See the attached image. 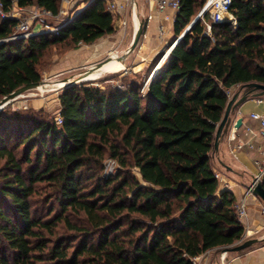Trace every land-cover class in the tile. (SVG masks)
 <instances>
[{
  "label": "trees",
  "instance_id": "1",
  "mask_svg": "<svg viewBox=\"0 0 264 264\" xmlns=\"http://www.w3.org/2000/svg\"><path fill=\"white\" fill-rule=\"evenodd\" d=\"M0 1L57 15L62 0ZM205 1L180 0L177 42L158 69L162 52L149 63L144 91L138 80L67 85L61 124L40 109L0 110V264H194L243 239L237 198L215 176V137L228 90L251 96L248 83L264 84V0H232L236 23L210 32L201 18L191 24ZM17 23L0 17V99L42 80L55 51L117 29L107 0L54 32L11 38ZM107 158L119 167L105 176Z\"/></svg>",
  "mask_w": 264,
  "mask_h": 264
},
{
  "label": "crops",
  "instance_id": "2",
  "mask_svg": "<svg viewBox=\"0 0 264 264\" xmlns=\"http://www.w3.org/2000/svg\"><path fill=\"white\" fill-rule=\"evenodd\" d=\"M87 0H74L70 2L63 0L60 12L67 14L68 19L74 10L81 8ZM123 4V7L118 9L114 15L117 24V33H120L118 28L121 26V21L126 19L129 25L135 30L134 18H142L147 22L144 35L140 39V49L137 54L138 65L136 70H143L146 68L152 59L160 52H162L171 42L174 34V22L177 12L171 7L161 8L157 0H115ZM66 2V3H65ZM65 3V5H64ZM17 7V6H16ZM151 15V19L147 18ZM66 19L58 23H63ZM164 27V31L160 32V27ZM35 29L38 26L34 27ZM116 34V33H115ZM112 34L105 35L99 41L93 44H85L73 51H70L61 63L60 70L70 67H75L84 64L87 60L101 56L109 47L108 41ZM237 90L233 87V94ZM243 90L240 91V96L245 94ZM258 98L262 101L259 102ZM257 112L264 114V96L249 95V98L244 101L232 114V122L230 125L236 127L239 138L243 140L252 139L255 143V148L244 146L242 149L231 153L230 145L227 137H224L219 142V150L215 155L214 166L216 170L222 172L225 177V182L221 183V188H228L232 190L237 198V201L243 196L246 187L253 180L258 168L254 163L255 158L264 160V138H262L258 131L260 123L258 120L252 118L251 114ZM240 122V123H239ZM239 123V125H237ZM249 127L253 128L255 135L251 134ZM221 162L227 163L232 169H225ZM262 202L254 196L248 198V217L249 228L255 231L253 237L259 238L260 241L253 246L241 251H225L222 248H213L206 252L204 256V264H264V213L261 211Z\"/></svg>",
  "mask_w": 264,
  "mask_h": 264
},
{
  "label": "built area",
  "instance_id": "3",
  "mask_svg": "<svg viewBox=\"0 0 264 264\" xmlns=\"http://www.w3.org/2000/svg\"><path fill=\"white\" fill-rule=\"evenodd\" d=\"M68 1L73 2L74 0H68ZM91 1H93V0H87L81 8H78L63 23L56 25V26H51V27H49L47 24H45V20H46V18L52 17L55 14H53L50 10L42 8L38 5H34V6H30V7H16V6H14L10 11H6L3 9L2 1H0V17L2 19L16 18L18 20V23L15 26V31H14L13 35L11 36V38L28 37V36L36 34V33L56 31L57 29L62 27L64 24H66L68 21H70L77 12H79L81 9H83ZM107 1H108V10L113 15H115L117 13L118 9L123 7V4L118 3L115 0H107ZM157 3L161 8L171 7L176 12H178V10L180 8V0H157ZM231 3H232V0H206L203 7L198 12V14L195 16V18L193 19L191 24L196 19L201 18L204 21L208 32L211 31V27H212L213 22H220V21L229 20L235 24L236 20L230 11ZM207 13L209 14V18L205 19V16ZM151 17L152 16L149 15L147 20H150ZM33 23L38 24L40 27L37 30L33 29L32 28ZM121 26L123 28H127L128 21L126 19H123L121 21ZM163 31H164V27L161 26L160 32H163ZM175 43L173 44V46L175 45ZM173 46L171 47V50H172ZM171 50H169L167 53H165L163 55V57H161L159 65L156 67V69H158L160 64L163 63L168 58ZM151 77H152V74L148 77V79L146 81V85L143 88V91L148 86V83H149ZM65 83H66V81L64 80L63 82H61L59 84H65ZM232 95H233V88L228 90L229 98H231ZM258 101L261 102L262 99L258 98ZM251 116H252V118L259 121L260 129L258 131V134L262 138H264V114H259L257 112H253L251 114ZM55 119H56V122L58 124L62 123L63 117L61 116L60 112L57 113V115L55 116ZM248 129H249L251 134L255 135L257 133L251 127H249ZM227 139H228V142L230 145L231 153H236V151L242 149L246 145L249 146L250 148L256 147L255 143L253 142L252 139L243 140V139L239 138L238 130L236 127H232L231 129H229V131L227 132ZM254 163L258 168V172L255 174L251 184L246 187L243 196L235 204L237 215L242 220L244 226L246 227V231L244 233V236H246V237L248 235H250L249 222L247 220L249 196H254L255 198L261 200V202H262L261 211H262V213H264V201L259 196L255 195L253 193V188L255 187V185L258 182H262V180L264 178V160L261 158H255ZM118 167H119V165L115 159L107 158V160L104 163L103 174L105 176L113 174L117 171ZM215 176L218 178L220 183L225 182V177L221 171L216 170ZM244 236H243V238H244ZM206 252H204L198 256H195L192 259L193 263L194 264H204L203 260L205 259L204 256H205Z\"/></svg>",
  "mask_w": 264,
  "mask_h": 264
},
{
  "label": "rangeland",
  "instance_id": "4",
  "mask_svg": "<svg viewBox=\"0 0 264 264\" xmlns=\"http://www.w3.org/2000/svg\"><path fill=\"white\" fill-rule=\"evenodd\" d=\"M62 5H63V0L61 1V8H62ZM68 13L60 12L58 15L48 17L45 20V24H47L49 27L56 26L58 25L59 22H61L62 20L68 17L67 16ZM35 26H38V28L40 27L38 24L33 23L32 28L35 29L34 28ZM119 29H121L120 33H117L116 31L115 32L116 34L113 33L109 37V40H107L109 47L101 56L87 60L82 65L70 67V68L59 71L60 69L59 67L62 66L61 63L63 62L65 56L70 51H73L80 47H84L85 45L84 43H81L77 48L71 49L64 53L55 51L51 55L49 62L47 64L45 63L44 66L41 67L42 81H46L50 85L46 87L43 90V92L39 90H32V91L23 93L17 99H15L10 104H8L7 107H10L11 109H14V110H17V109L28 110L31 108L35 110L40 109L43 111V113L49 115V117L56 116L57 113L60 112L59 94H60L61 89L59 90L54 89L53 84H59L69 77L76 78L81 73H83L91 64L105 59L110 54L117 53L118 55H121L122 53H124L131 46L133 42L135 30L130 25L129 27L127 26V28H118V30ZM140 45L141 43L139 42L136 48L128 55L127 59L125 60V64H126L125 69H122L118 72H104V71L98 72L96 78L87 79L85 80V82H88L91 85L100 86L101 88L105 89L108 87L124 88L129 81L138 80L139 82H142V89H143L146 85V81L149 76H148V72L146 69L147 67L140 71L136 70L135 68L139 63L138 62L139 59H137V54L140 49ZM234 88L237 91H242V88L240 86H237ZM137 171H138L137 169L133 170L134 174L137 177H139ZM245 231H246V227H245ZM249 232H250V235H248L247 237L244 236V238L241 241H239V243L246 240L247 238L253 237V234L255 233V231H252L250 229Z\"/></svg>",
  "mask_w": 264,
  "mask_h": 264
},
{
  "label": "water",
  "instance_id": "5",
  "mask_svg": "<svg viewBox=\"0 0 264 264\" xmlns=\"http://www.w3.org/2000/svg\"><path fill=\"white\" fill-rule=\"evenodd\" d=\"M133 1H135V0H133ZM134 22H135V33H134L133 42H132L131 46L124 53H122L121 55H118L117 53L110 54L105 59L91 64L83 73H81L76 78H70V77L66 78L65 84H53L54 89L59 90V89L64 88L67 85L83 82V81L87 80V76L89 74H92V73H98V72H102V71H104V72H118L122 69H125L126 68L125 60L127 59L128 55L139 44L141 37L144 35L145 28L147 25L146 20L142 19V18H138V16H137V18H134ZM188 28H189V26H188ZM188 28H186L185 31H187ZM185 31H184V33H185ZM173 44H174V42L170 43L162 51V57L165 53H167L169 50H171V47L173 46ZM114 58H117V60L121 63V67L116 69V70H107V71L104 70L105 69L104 67ZM49 85L50 84L48 82L40 80L37 82L28 83V84H25V85H22V86L16 88L15 90H13L12 92H10L9 94L5 95L3 98L0 99V110H2L4 107H6L8 104H10L15 99H17L23 93L29 92L32 90H39V91L43 92V90L46 87H48ZM246 86L252 87V88L258 90L257 92H255L253 94L254 96L264 95V84L258 83V82H251V83H248ZM249 95H250L249 93H245L242 96H240V91H237L230 98L228 105H227V108H226V111H225V114H224L221 122L218 124V127H217L216 137H215V149L218 150V148H219V142H220L221 136L226 134L229 131V128H230V125L232 122L231 114L236 110V108H238L244 101H246L249 98ZM239 123L237 125H239ZM222 165L229 170L232 169L230 166H228L224 162H222ZM253 193L255 195L259 196L264 201V187L262 185V182H258L255 185V187L253 188ZM259 241H260L259 238L250 237V238H247L246 240H244L240 243H237L235 245L227 246V247L223 248V250L238 252V251H241V250H244V249H247V248L253 246L254 244L258 243Z\"/></svg>",
  "mask_w": 264,
  "mask_h": 264
},
{
  "label": "bare ground",
  "instance_id": "6",
  "mask_svg": "<svg viewBox=\"0 0 264 264\" xmlns=\"http://www.w3.org/2000/svg\"><path fill=\"white\" fill-rule=\"evenodd\" d=\"M121 67V63L117 60V58H114L111 60L104 68V70H116ZM155 72V71H154ZM97 77V73H92L87 76V79H94ZM138 172V171H137ZM138 175L140 177V173L138 172Z\"/></svg>",
  "mask_w": 264,
  "mask_h": 264
}]
</instances>
